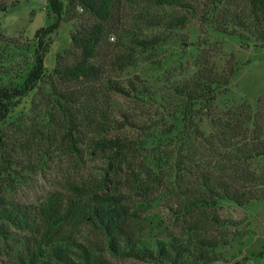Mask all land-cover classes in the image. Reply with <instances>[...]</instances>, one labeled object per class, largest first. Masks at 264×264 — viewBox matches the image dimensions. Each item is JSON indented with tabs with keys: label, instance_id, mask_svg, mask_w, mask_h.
<instances>
[{
	"label": "trees",
	"instance_id": "obj_1",
	"mask_svg": "<svg viewBox=\"0 0 264 264\" xmlns=\"http://www.w3.org/2000/svg\"><path fill=\"white\" fill-rule=\"evenodd\" d=\"M195 1L204 2L210 11L199 14ZM224 1V21L216 31H226L232 21L264 39L259 28L264 25V0H48L53 22L34 33L31 63L16 72L14 81L0 85V124L14 100L47 83L44 60L61 24L81 15L96 23H81L73 31L71 44L80 59L54 70L63 88L49 81L34 118L0 137V257L7 264H115L112 259L204 264L217 245L208 238L205 221H192L194 214L222 202L247 207L264 201V172L254 168L264 162V98L258 97L253 107L235 97L231 69L218 72L214 64L197 57L190 74L174 75L167 67L177 62L176 68H181L182 55L176 51L156 61L157 75L167 76L162 88L152 89L135 80L111 79L105 75V61L98 63L113 54L104 40L115 34L109 23L125 6L179 8L210 27ZM151 19L146 23L160 31L132 33L129 45L107 60L115 67L111 72L133 66L136 50L156 52L173 43L176 29L188 23L186 17L167 24L158 21L159 16ZM183 42V53L196 50ZM76 83L83 86L73 88ZM115 97L131 110L113 107ZM136 110L151 117L138 122L131 116ZM207 119L209 133L201 129ZM4 141L13 142L7 146L25 144L17 165L10 156L6 160ZM50 164L62 180L60 190L38 204L11 198L30 173H41ZM153 195L161 202L187 198L183 209L177 205L174 210L177 218L188 216L183 233L150 242L135 228L139 204ZM188 233L196 238L195 246L185 242Z\"/></svg>",
	"mask_w": 264,
	"mask_h": 264
},
{
	"label": "rangeland",
	"instance_id": "obj_2",
	"mask_svg": "<svg viewBox=\"0 0 264 264\" xmlns=\"http://www.w3.org/2000/svg\"><path fill=\"white\" fill-rule=\"evenodd\" d=\"M47 2L48 0H0V85L14 81L17 78L16 72L25 69L26 64L31 63L35 43L34 33L53 22V18L48 14ZM193 4L199 14L210 11V7L204 2L195 1ZM226 4L227 2H222L215 10L210 27H206L198 18H192V15L179 8L159 10L147 4H142L141 7L125 6L123 12L115 15L109 23L115 34H109L104 40L107 46L114 48L113 54L106 60L103 58L98 60V63L105 61V75L121 83L135 80L138 85L143 84L148 88H162L167 74L157 75L155 63L167 54L174 55V52L178 51L177 56L182 55L181 68H176L178 65L176 62L167 67L168 72L170 67L174 69L172 71L174 75L190 74L194 70L193 65L197 57L202 62L214 64L218 72L222 69H231L233 71L230 83L231 93L235 97L245 99L254 107L258 97L264 98V39L254 34L249 26L240 29L232 21L228 23L226 31L219 29L216 31V25L224 21L222 14L226 12L223 11ZM153 16H159L158 21L166 24L177 18L186 17L188 23L176 29L177 40L173 43L162 46L156 52L136 50L133 66L122 73L111 72L115 67L109 66L107 60L113 58L114 52L121 51L129 45V37L132 33L142 31L145 34H154L160 31V28L151 27L146 23L149 20L152 23ZM86 22L96 23L89 16L81 15L78 20H66L52 36V42L44 60L47 74L45 82L53 81L60 85L61 82L54 73L56 66L71 65L80 59V54L72 47L71 35L81 23ZM259 28L264 33V25ZM183 40L192 43L196 50L183 53V47L187 44ZM18 80L20 81L19 78ZM47 83L40 85L28 97L13 101L11 113L6 121L0 124V137L3 131L12 133L17 130L16 128L21 127L20 125L29 123V120L34 118L36 107L40 108L44 102L41 95L47 94L46 90L50 87ZM80 86L83 84L72 85L73 88ZM60 87L63 88V85ZM222 98L220 96L219 100ZM115 100L117 103L112 106L116 109L122 106L127 111L131 110V106L126 107L127 103L120 97H115ZM131 114L138 122L146 121L151 117L150 114L145 115V112L140 114L137 110L132 111ZM201 129L205 133L211 131L208 119L204 121ZM14 137L18 139L20 134L16 132ZM8 143L13 142L4 141L3 144L7 146ZM10 144L4 152L5 157L6 160H9V156L11 159L14 158V165H17V162H20L18 158H24L26 146L22 143L16 146ZM254 168L257 173L264 172V162H259ZM19 172L26 174V172ZM28 179L27 183L11 195L13 200L22 204H38L53 195V192L60 190L62 183L51 164L41 173L34 175L30 173ZM145 201L139 204L140 218L135 222V228L140 230V234L144 235L146 241L151 242L155 239L168 241L170 235L181 234L188 228L190 223L188 216L182 219L174 215L177 205L183 209L188 203L186 197H180L179 200L168 198L161 202L159 195H153ZM194 216L192 220L194 223H200V220L205 221L207 236L217 245L211 260L204 264H264V201L254 202L247 207L222 202L214 209H200ZM215 221H219V224ZM187 237L188 240L185 239V242L189 247L197 244L196 238L193 239L190 233ZM112 261L115 264H149L136 260L112 259ZM0 264H7L6 259L0 257Z\"/></svg>",
	"mask_w": 264,
	"mask_h": 264
}]
</instances>
